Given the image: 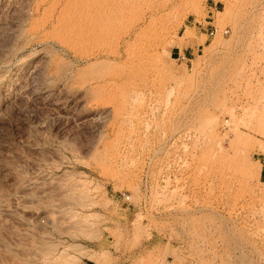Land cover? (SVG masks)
I'll list each match as a JSON object with an SVG mask.
<instances>
[{
	"label": "rangeland",
	"instance_id": "1",
	"mask_svg": "<svg viewBox=\"0 0 264 264\" xmlns=\"http://www.w3.org/2000/svg\"><path fill=\"white\" fill-rule=\"evenodd\" d=\"M82 1L0 0V264H264V0Z\"/></svg>",
	"mask_w": 264,
	"mask_h": 264
},
{
	"label": "bare ground",
	"instance_id": "2",
	"mask_svg": "<svg viewBox=\"0 0 264 264\" xmlns=\"http://www.w3.org/2000/svg\"><path fill=\"white\" fill-rule=\"evenodd\" d=\"M85 1V2H84ZM84 1H82L83 3H81L80 2V4H78V5H76L77 4V2L73 5L72 4V6H69L68 8H67V10H64L65 12H63L64 14L62 15V17H61V14H60V17H61V20H59V18H58V20H59V22H57L56 23V26H53V31H54V29L55 30H62V31H68V32H70V31H72V33H73V31L75 30L76 31V29H79V27H82L83 25H85L86 27H84L85 29H87V28H89L90 27V29H89V32L91 33L90 35H89V33H88V31H87V33H86V35H89V37L91 38H95V40L99 37H102L103 35L104 36H106L105 35V31L108 29V31H109V29H110V25L108 26L107 24H105L104 23V19H105V15H106V13H107V9H106V5H104V4H106V2L105 3H103L102 1H99V2H95L94 4L93 3H91L92 2V0H91V2H90V0H89V2H88V0H84ZM93 1H95V0H93ZM44 2V1H43ZM71 3V2H70ZM108 7V6H107ZM14 9V8H13ZM109 10V9H108ZM18 11V10H17ZM37 12H38V10H37ZM36 12V13H37ZM54 13V12H53ZM18 14V13H17ZM86 15V18H89V19H87V20H89L88 21V23H90V26L89 25H87L88 23H87V21L85 22V17L83 18V16H80V15ZM108 14H109V12H108ZM22 16V15H21ZM24 16V15H23ZM75 16H77V17H81L82 19H84V22L86 23H84V22H79L80 24L81 23H84L82 26L80 25L79 27H78V25L79 24H77V26L75 25V23L73 22V21H75V19L77 18H75ZM13 17V16H12ZM20 18V17H19ZM77 19H79V18H77ZM45 20V19H44ZM79 20H81V19H79ZM108 21V20H107ZM56 22V21H55ZM54 22V23H55ZM77 22V23H78ZM103 22V23H102ZM52 23V22H51ZM58 25V26H57ZM106 25V26H108V28L106 29V26L104 27V26ZM5 26V25H4ZM76 26V27H75ZM89 26V27H88ZM81 29V31L82 30H85V29ZM13 29V28H12ZM106 29V30H105ZM88 30V29H87ZM52 31V29H51V32L52 33H54ZM79 31H80V29H79ZM77 32V31H76ZM107 32V31H106ZM62 33V32H61ZM56 34V33H55ZM63 35H65L64 33H62ZM107 34V33H106ZM59 35H60V33H59ZM68 35V34H67ZM72 35H74V34H72ZM76 35V34H75ZM74 35V36H75ZM80 35V34H79ZM52 36H54V34L52 35ZM62 36V35H61ZM81 36V35H80ZM11 37V36H10ZM73 37V36H72ZM85 37V36H84ZM107 37V36H106ZM57 38V37H56ZM68 38V37H67ZM74 38V37H73ZM72 38V39H73ZM86 38H88V37H86ZM90 38H89V40H90ZM91 38V39H92ZM105 38V37H104ZM103 38V39H104ZM5 39V38H4ZM12 39V38H11ZM63 39V38H62ZM78 39V38H77ZM107 39V38H106ZM75 40V39H74ZM73 40V41H74ZM88 40V39H87ZM98 40H100V39H97L96 41H98ZM84 41V40H83ZM94 41V40H93ZM101 41H102V38H101ZM63 42V41H62ZM88 42V41H87ZM86 42V43H87ZM65 43V42H64ZM67 44H70V43H68V42H66ZM65 43V44H66ZM99 43V42H98ZM262 43V42H261ZM87 44H89V43H87ZM101 44V43H100ZM124 44V43H123ZM2 45V44H1ZM8 45V44H7ZM6 46V45H5ZM81 46V45H80ZM17 47H19V46H17ZM6 48V47H5ZM43 50V49H42ZM116 50V49H115ZM39 51V50H38ZM46 51V50H45ZM100 51V50H99ZM2 52V51H1ZM112 52V51H111ZM113 52H114V50H113ZM104 53V52H103ZM115 53V52H114ZM97 53H95V55H96ZM109 54V53H108ZM116 54H117V52H116ZM94 55V54H93ZM94 55V56H95ZM104 55V54H103ZM111 55V54H110ZM112 56V55H111ZM114 56V55H113ZM89 57V56H88ZM95 57H98V56H95ZM102 57V56H101ZM107 57V56H106ZM117 57H119V56H117ZM37 58V57H36ZM100 58V57H99ZM105 58V57H104ZM102 59V58H101ZM108 59V58H107ZM115 59V58H114ZM87 60L89 61V58L88 59H86L85 61L87 62ZM92 60H93V58H92ZM7 61V60H6ZM40 61V60H39ZM47 61V60H46ZM10 62V61H9ZM8 62V63H9ZM96 62H98V59L96 58ZM103 62V61H102ZM5 65V64H4ZM44 65V64H43ZM93 65V64H92ZM96 65V64H95ZM45 66V65H44ZM67 68H68V66H66ZM70 67V66H69ZM91 67V66H90ZM41 70V69H40ZM68 70H69V68H68ZM67 70V71H68ZM63 70H61V72H62ZM64 72V71H63ZM65 72H66V70H65ZM64 72V73H65ZM58 73V72H57ZM60 73V72H59ZM59 75V74H58ZM63 74H61V76H62ZM116 75V74H115ZM27 76V75H26ZM53 76V75H52ZM57 76V75H56ZM100 76V75H99ZM102 77V76H101ZM104 77V76H103ZM102 77V78H103ZM24 78V77H23ZM30 78V77H29ZM93 78H95L94 79V81H97L98 82V79H99V77L97 76H95V77H93ZM97 78V79H96ZM101 78V79H102ZM105 78H107V77H105ZM112 78V77H111ZM117 78H118V74H117ZM26 79V78H25ZM109 79V78H108ZM49 80V79H48ZM93 80V79H92ZM105 79H103V81H104ZM107 80V79H106ZM113 80H114V78H113ZM115 81H118V79L117 80H115ZM31 82V81H30ZM34 82V81H33ZM59 82H61V81H59ZM110 82V81H109ZM65 83V82H64ZM87 83H88V80H87ZM95 83V82H94ZM116 83V82H115ZM117 84V83H116ZM38 85V84H37ZM109 86V85H108ZM115 86V85H114ZM231 86V85H230ZM73 88V87H72ZM109 89V88H108ZM115 89V88H114ZM84 90V89H83ZM87 90H90V92L92 91H94L93 89L91 90V88H87ZM84 92H85V90H84ZM95 92H96V90H95ZM99 92V91H98ZM107 92V91H106ZM18 93V92H17ZM105 93V92H104ZM25 94V93H24ZM31 94V93H30ZM86 94V93H85ZM97 94V93H96ZM101 94V93H100ZM80 95V94H79ZM87 95H90V93L89 94H87ZM13 96V95H12ZM81 96V95H80ZM83 96V95H82ZM92 96V95H91ZM91 96H87V97H91ZM95 96V95H94ZM94 96H92V98H94ZM102 96H104L103 95V93H102ZM16 97V96H15ZM47 98V97H46ZM96 98H98V97H96L95 96V99ZM3 99V98H2ZM68 99V98H67ZM78 99V98H77ZM95 99H93L95 102L97 101V100H95ZM99 99V98H98ZM17 101V100H16ZM91 101H92V99H91ZM102 101V100H101ZM85 102V101H84ZM98 102H100V101H98ZM14 103V102H13ZM23 103V102H22ZM89 103V102H88ZM254 106V105H253ZM21 107V106H20ZM118 109V108H117ZM116 109V110H117ZM108 111V110H107ZM119 111H120V109H119ZM118 111V112H119ZM245 111V110H244ZM103 114V113H102ZM101 115V114H100ZM104 115V114H103ZM44 137V136H43ZM40 141V140H39ZM34 144V143H33ZM32 145V144H31ZM66 149H68V148H66ZM35 150H37V149H35ZM54 151L55 150H53V153H54ZM31 152V151H30ZM38 152V151H37ZM45 152V151H44ZM69 152V151H68ZM32 153V152H31ZM34 153V152H33ZM49 153V152H48ZM52 153V152H51ZM56 153V152H55ZM30 154V153H29ZM26 155V154H25ZM37 156V155H36ZM40 157V156H39ZM44 157V156H43ZM53 157V156H52ZM45 158H47V157H45ZM49 158V157H48ZM72 158V157H71ZM44 159V158H43ZM53 159V158H52ZM55 159V158H54ZM73 159H75V158H73ZM23 160V159H22ZM21 161V160H20ZM19 161V162H20ZM76 162V161H75ZM20 163H22V162H20ZM27 163V162H26ZM27 165V164H26ZM40 166V165H39ZM46 166H47V164H46ZM50 166V165H49ZM53 168V167H52ZM36 169V168H35ZM55 169V168H54ZM260 169H261V166H259V168L257 169L258 170V175L260 174ZM33 170V169H32ZM14 171H15V169H14ZM19 171V170H18ZM30 171V170H29ZM35 171V170H34ZM78 173V172H77ZM76 173V174H77ZM22 174V173H21ZM69 174V173H68ZM80 174V173H79ZM23 175V174H22ZM17 176H18V174H17ZM59 176V175H58ZM65 176H66V174H65ZM64 176V177H65ZM69 176V175H68ZM67 176V177H68ZM77 176V175H76ZM45 177V176H44ZM41 178V177H40ZM39 178V179H40ZM56 178V177H55ZM37 180V179H36ZM55 180V182H56V180L57 179H54ZM69 180V179H68ZM29 181H31V180H29ZM65 181V180H64ZM90 181V180H89ZM47 182V181H46ZM62 182H63V180H62ZM76 182V181H75ZM54 183V182H53ZM59 183V182H58ZM73 183V182H72ZM47 184V183H46ZM55 184V183H54ZM76 184V183H75ZM82 184V183H81ZM24 185V184H23ZM65 185V184H64ZM77 186V185H76ZM79 186V185H78ZM58 187V186H57ZM46 188V187H45ZM49 188V187H48ZM47 188V189H48ZM71 188V187H70ZM73 188V187H72ZM50 189V188H49ZM68 189V188H67ZM74 189H76V188H74ZM73 189V192H75V190ZM14 190V189H13ZM29 190V189H28ZM55 190V189H54ZM94 190V189H93ZM10 191V190H9ZM31 191V190H30ZM64 191V190H63ZM86 191V190H85ZM44 192V191H43ZM67 192V191H66ZM10 193V192H9ZM82 194V193H81ZM56 195V194H55ZM23 196V195H22ZM58 196H60V195H58ZM71 196V195H70ZM75 197H77V195L75 196ZM60 198H62V197H60ZM18 198H16V201H18L17 200ZM32 199V198H31ZM69 199V198H68ZM71 199V198H70ZM69 199V200H70ZM86 199V198H85ZM88 199V198H87ZM62 200V199H61ZM72 200V199H71ZM70 200V201H71ZM76 200V199H75ZM27 201V200H26ZM32 202V201H31ZM27 203V202H26ZM28 203H30V202H28ZM44 203H46V202H44ZM23 204V203H22ZM38 205H39V203H37ZM36 204V205H37ZM51 204V203H50ZM86 204V203H85ZM92 204V203H91ZM33 205V204H32ZM62 205H65V204H62ZM53 206V205H52ZM59 206H60V204H59ZM59 206H56L55 205V208L56 207H59ZM12 207V206H11ZM11 207H10V209H11ZM28 208V207H27ZM42 208V207H41ZM54 208V209H55ZM13 209V208H12ZM52 209V208H51ZM49 210V209H48ZM59 210V209H58ZM57 210V211H58ZM18 212H19V210H17ZM56 211V212H57ZM55 211H53V213H54ZM55 212V213H56ZM65 212V211H64ZM14 213V212H13ZM21 213V212H20ZM35 213V212H34ZM47 213V212H46ZM49 213H51L50 211H49ZM52 213V214H53ZM54 213V214H55ZM58 213V212H57ZM63 213V212H62ZM61 213V214H62ZM72 213H74V212H72ZM45 214V213H44ZM76 214V213H75ZM90 214V213H89ZM56 215V214H55ZM27 216V215H26ZM63 216V215H62ZM52 217V216H51ZM51 217H50V219H51ZM56 218H57V215H56ZM36 219V218H35ZM48 220H49V216H48ZM63 220V219H62ZM66 220V219H65ZM81 220V219H80ZM49 221H51V220H49ZM64 221V220H63ZM39 222V221H38ZM80 222H82V221H80ZM53 223V222H52ZM52 223H50V224H52ZM14 224H17V223H14ZM56 224V223H55ZM10 225V224H9ZM65 225V224H64ZM88 225V224H87ZM3 226V225H2ZM68 226H70V225H68ZM68 226H67V229H70V227L68 228ZM5 227V226H4ZM9 227V226H8ZM18 227H19V225H18ZM72 228H75V227H73V226H71ZM6 228V227H5ZM16 228V227H15ZM14 228V229H15ZM56 228V227H55ZM54 228V229H55ZM76 228H78V227H76ZM81 228V227H80ZM87 228V227H86ZM57 229V228H56ZM59 229V228H58ZM1 230V229H0ZM9 230V229H8ZM16 230H18V229H16ZM37 230V229H36ZM66 230V229H65ZM82 230V229H81ZM20 231V230H19ZM24 231V230H23ZM58 231V230H57ZM64 231V230H63ZM77 231V230H76ZM14 232V231H13ZM12 232V233H13ZM16 232V231H15ZM25 232V231H24ZM37 232V231H36ZM40 232V231H39ZM65 232V231H64ZM2 233V232H1ZM20 234V233H19ZM18 234V235H19ZM33 234V233H32ZM56 234H57V232H56ZM62 234V233H61ZM1 235V234H0ZM36 235V234H35ZM71 235V234H70ZM84 235V234H83ZM8 236V235H7ZM22 236V235H21ZM25 236V235H24ZM48 236V235H47ZM75 236V235H74ZM73 236V237H74ZM85 236V235H84ZM5 237V236H4ZM85 237H87V236H85ZM2 238V237H1ZM9 238V237H8ZM34 238V237H33ZM41 238V237H40ZM43 238V237H42ZM45 238V237H44ZM28 239V238H27ZM30 239V238H29ZM46 239V238H45ZM15 240H17V239H15ZM9 241V240H8ZM23 241V240H22ZM62 241V240H61ZM63 242V241H62ZM4 243V242H3ZM12 243V242H11ZM10 242H9V244H11ZM12 245V244H11ZM23 245V244H22ZM56 245V244H55ZM13 246V245H12ZM27 246V245H26ZM29 246V245H28ZM42 246V245H41ZM48 246H50V245H48ZM67 246V245H66ZM75 246V245H74ZM65 247V246H64ZM73 247V246H72ZM76 247V246H75ZM3 248V247H2ZM52 248V247H51ZM53 248H55V247H53ZM52 248V249H53ZM44 249V248H43ZM46 249V248H45ZM66 249V248H65ZM69 249V248H68ZM35 250V249H34ZM41 250V249H40ZM18 251H19V249H18ZM23 251V250H22ZM28 251V250H27ZM33 251V250H32ZM38 251V250H37ZM1 252H2V250H1ZM24 253V252H23ZM22 253V254H23ZM102 253V252H101ZM1 254V253H0ZM27 254V253H26ZM29 255V254H28ZM31 255V254H30ZM1 256V255H0ZM7 256V255H6ZM24 256V255H23ZM27 256V255H26ZM26 256H25V258H26ZM2 257V256H1ZM8 257V256H7ZM12 257V256H11ZM11 257H9V258H11ZM22 257V256H21ZM29 257V256H28ZM1 259V258H0ZM7 259V258H6ZM32 259V258H31ZM3 260V259H2ZM1 260V261H2ZM16 260V259H15ZM12 261V260H11ZM6 262V261H5ZM3 263H4V261H3ZM2 263V264H3ZM15 263H16V261H15ZM20 263H21V261H20ZM53 263V262H52ZM6 264V263H5ZM10 264V263H9ZM14 264V263H13ZM17 264V263H16ZM45 264V263H44Z\"/></svg>",
	"mask_w": 264,
	"mask_h": 264
},
{
	"label": "crops",
	"instance_id": "3",
	"mask_svg": "<svg viewBox=\"0 0 264 264\" xmlns=\"http://www.w3.org/2000/svg\"><path fill=\"white\" fill-rule=\"evenodd\" d=\"M189 49L190 50H189L188 54L192 55L194 53L195 48L194 47H190ZM198 50H199V46H197V48H196V51H198ZM259 177H260V180L264 183V163L261 164Z\"/></svg>",
	"mask_w": 264,
	"mask_h": 264
},
{
	"label": "built area",
	"instance_id": "4",
	"mask_svg": "<svg viewBox=\"0 0 264 264\" xmlns=\"http://www.w3.org/2000/svg\"><path fill=\"white\" fill-rule=\"evenodd\" d=\"M212 34H213V31H211L210 35H212ZM125 199L127 200V199H128V197H125Z\"/></svg>",
	"mask_w": 264,
	"mask_h": 264
}]
</instances>
